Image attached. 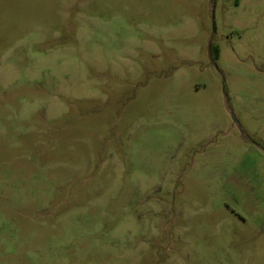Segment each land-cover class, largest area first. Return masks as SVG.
Segmentation results:
<instances>
[{
	"label": "rangeland",
	"instance_id": "rangeland-1",
	"mask_svg": "<svg viewBox=\"0 0 264 264\" xmlns=\"http://www.w3.org/2000/svg\"><path fill=\"white\" fill-rule=\"evenodd\" d=\"M0 264H264V0H0Z\"/></svg>",
	"mask_w": 264,
	"mask_h": 264
},
{
	"label": "trees",
	"instance_id": "trees-1",
	"mask_svg": "<svg viewBox=\"0 0 264 264\" xmlns=\"http://www.w3.org/2000/svg\"><path fill=\"white\" fill-rule=\"evenodd\" d=\"M212 51L214 53V56L217 57L219 54V49L216 47V49H213Z\"/></svg>",
	"mask_w": 264,
	"mask_h": 264
},
{
	"label": "flooded vegetation",
	"instance_id": "flooded-vegetation-1",
	"mask_svg": "<svg viewBox=\"0 0 264 264\" xmlns=\"http://www.w3.org/2000/svg\"><path fill=\"white\" fill-rule=\"evenodd\" d=\"M213 48H214V46H213Z\"/></svg>",
	"mask_w": 264,
	"mask_h": 264
}]
</instances>
